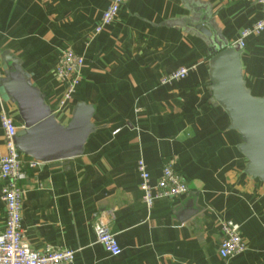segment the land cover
Segmentation results:
<instances>
[{
	"label": "crops",
	"instance_id": "1",
	"mask_svg": "<svg viewBox=\"0 0 264 264\" xmlns=\"http://www.w3.org/2000/svg\"><path fill=\"white\" fill-rule=\"evenodd\" d=\"M197 1L231 45L264 18L254 0ZM107 3L0 0V67L4 54L17 58L60 124L76 103L94 107L95 131L81 155L24 167L18 184L26 241L38 250L71 249L74 264H264V184L244 173L240 136L211 101L207 46L179 24L187 9L181 0H128L95 33ZM66 49L83 65L71 100L58 109L64 83L55 65ZM241 65L251 93L264 95V29L244 39ZM179 68L188 75L160 83ZM1 111L21 125L14 104L0 99ZM5 152L0 124V158ZM140 159L151 184L170 163L188 191L147 207ZM184 211L194 214L181 221ZM4 217L0 199V232ZM222 220L238 224L246 244L228 259L218 254ZM97 221L114 235L118 255L96 243Z\"/></svg>",
	"mask_w": 264,
	"mask_h": 264
},
{
	"label": "water",
	"instance_id": "2",
	"mask_svg": "<svg viewBox=\"0 0 264 264\" xmlns=\"http://www.w3.org/2000/svg\"><path fill=\"white\" fill-rule=\"evenodd\" d=\"M181 1L188 15L181 17L179 24L207 46L211 101L226 113L229 129L240 136L237 150L246 159L244 173L264 184V95L251 93L243 78L241 48L221 35L208 5L197 0ZM1 62L0 99L14 104L21 122L13 137L16 149L41 163L64 162L81 155L95 131L93 105L76 103L69 121L60 124L20 61L4 54ZM193 214L184 211L180 220Z\"/></svg>",
	"mask_w": 264,
	"mask_h": 264
},
{
	"label": "built area",
	"instance_id": "3",
	"mask_svg": "<svg viewBox=\"0 0 264 264\" xmlns=\"http://www.w3.org/2000/svg\"><path fill=\"white\" fill-rule=\"evenodd\" d=\"M100 21L94 28L99 33L109 26L117 17L119 9L128 0H107ZM264 5V0H254ZM264 29V18L256 22L252 27L244 29L240 33L236 44L242 48L244 39L250 35H258ZM83 65V57L71 49H66L60 55L55 65L56 77L64 83V91L58 100V109L71 100L75 88L80 81V69ZM188 68H179L176 71L162 77L161 84H167L174 80L186 77ZM3 76L0 67V77ZM0 124L3 130L5 154L0 158V178L3 180L0 199L4 205V224L0 232V264H74L75 252L71 249H55L46 247L43 250L32 248L25 239L21 228V189L19 181L25 177L24 167L34 168L41 162L31 158H25L15 147L13 137L21 128L12 116L0 112ZM139 176V188L142 192V200L151 207L154 201L162 198H177L188 191L186 179L178 173L172 164H164L160 176L154 184L150 183V176L143 160L137 161ZM96 243L101 245L111 255H118L120 247L113 234L107 227L97 221L93 225ZM221 240L218 254L223 259L231 258L246 250V244L240 235L239 225L231 220L220 222Z\"/></svg>",
	"mask_w": 264,
	"mask_h": 264
},
{
	"label": "trees",
	"instance_id": "4",
	"mask_svg": "<svg viewBox=\"0 0 264 264\" xmlns=\"http://www.w3.org/2000/svg\"><path fill=\"white\" fill-rule=\"evenodd\" d=\"M25 158H28V157H25Z\"/></svg>",
	"mask_w": 264,
	"mask_h": 264
}]
</instances>
